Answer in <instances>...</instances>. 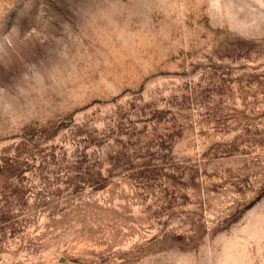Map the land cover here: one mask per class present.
I'll return each mask as SVG.
<instances>
[{
  "label": "rangeland",
  "instance_id": "rangeland-1",
  "mask_svg": "<svg viewBox=\"0 0 264 264\" xmlns=\"http://www.w3.org/2000/svg\"><path fill=\"white\" fill-rule=\"evenodd\" d=\"M0 264H264V0H0Z\"/></svg>",
  "mask_w": 264,
  "mask_h": 264
}]
</instances>
